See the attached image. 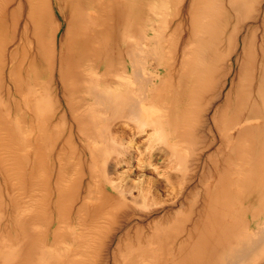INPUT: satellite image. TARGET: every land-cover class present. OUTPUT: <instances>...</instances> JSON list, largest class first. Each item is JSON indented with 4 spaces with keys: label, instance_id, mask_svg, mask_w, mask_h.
I'll return each instance as SVG.
<instances>
[{
    "label": "rangeland",
    "instance_id": "rangeland-1",
    "mask_svg": "<svg viewBox=\"0 0 264 264\" xmlns=\"http://www.w3.org/2000/svg\"><path fill=\"white\" fill-rule=\"evenodd\" d=\"M139 1L143 2L137 5V0L73 1L76 15L65 42L68 58L73 59L80 51L78 46L71 45L77 32L81 38L90 37L97 42L93 32L100 29L106 31L107 41L102 46L101 42L94 43L101 55L92 60L80 53L89 61L77 66L83 70L84 82L77 86L78 94L70 92L73 95L66 98L73 107H77L79 101V110L72 114L66 110L67 101L56 94L60 87L54 81L40 82L34 87L28 77H23L20 93L41 87L49 96L41 103L50 104V110L39 121L28 111H17L13 106V101L21 98L13 85H0V99L10 109L8 118L5 117L12 127L9 133L15 145L26 148L19 160L22 180L16 181V176L11 174L0 177V264H65L67 255L78 264H124L140 250L145 253L158 245L167 253L169 245L175 244L176 248L194 227L201 233L198 236L193 233L190 240L202 241L207 249L203 253L207 254L216 245L210 246L209 239L201 238L205 228L201 219L206 214L212 215L222 228L226 205L228 215L245 213L239 193L228 199L218 193L221 190L216 183L223 185L220 180L223 181L226 169L224 157L229 149L224 136L238 133L245 137L248 148L255 146L254 152H258V134L245 128L258 122L252 113L258 111L254 107L262 104L260 100L264 98V89L259 92L255 89L262 75L260 70L264 71L260 51H257L255 66L244 64L253 76L242 80L239 88L238 66L234 61L239 52L237 36L231 41L234 50L228 57L225 42L224 46L218 45L214 35L208 42L207 36L192 33V13L201 11L190 13L189 0ZM52 2L53 19L60 23L52 43L51 58L56 66L64 22L56 1ZM205 2L210 6L214 4L215 9L218 7L212 17L210 15L211 34L222 28L224 35H229L235 22L241 21L236 7H232L229 0H198L199 5L193 9L201 8ZM97 20L102 21L103 28L92 23ZM7 30L11 39V20ZM168 37H171V48L167 45ZM97 38L103 40V37ZM83 41L84 45L88 44L87 40ZM126 48L131 51L127 52ZM26 51L29 54L30 50ZM168 53H172V63L166 60ZM138 55L142 57L144 69L139 79L134 76ZM42 65H45L43 61ZM227 72L230 75L224 77ZM89 73L94 74L98 91L110 99H119L123 93L120 90L128 86L127 92L138 100L141 91L137 90L139 94L134 91L140 89V81L146 78H151L154 84L164 81L172 85L167 87L171 89L170 98L151 101L154 108L149 111L147 120L162 123L167 131L184 121L188 128L181 126L178 142L169 144L172 148H167L156 136L147 140L146 134L152 129L139 120L119 116V110L114 108L105 115L99 112L94 98L87 96ZM196 81L207 83V88H203L206 89L202 96L191 98L188 93ZM71 87L72 84L68 85V90ZM192 101L197 102L195 108L191 106ZM90 105L95 109L88 113ZM190 106L194 108L192 111ZM188 111L191 116L181 119ZM111 115L113 118L108 125L107 121H101ZM96 116L98 124L88 127L85 122L93 121ZM109 138L114 142H106ZM6 154L4 151L3 155ZM5 167L3 172H6ZM244 207L249 208L247 203ZM254 208L252 205L250 211ZM228 223L231 224V219ZM209 253L205 264H220L219 253L212 256ZM142 258L141 264H148L145 257ZM251 262L255 264L257 260L253 258Z\"/></svg>",
    "mask_w": 264,
    "mask_h": 264
},
{
    "label": "bare ground",
    "instance_id": "bare-ground-1",
    "mask_svg": "<svg viewBox=\"0 0 264 264\" xmlns=\"http://www.w3.org/2000/svg\"><path fill=\"white\" fill-rule=\"evenodd\" d=\"M55 1L57 3L59 15L64 22V29L59 40V54L58 57L56 56L58 64L56 66L55 61L51 58L52 50H54L52 43L53 36L56 31L58 32L60 23L57 21L55 22L53 19L52 0H0V85L4 83L13 85L15 92L19 97H21L18 101H13V106L17 111H28L29 115L33 118L35 117L39 121L41 117L46 116L47 111L50 110V104L48 105L46 101L45 104L41 103V101L48 99L49 96L44 89L42 90L41 87L38 90H34V88L31 87L26 93H20L21 88L19 85L22 83V78L28 77V79L32 81L34 87L39 86L40 82L47 83L48 81H54L56 85L60 87V90L56 94L62 100L67 101L69 94L73 95L70 92L78 94L79 91L77 86L80 85L81 82L82 84L84 82L83 70L77 69V66L89 63V61L85 59L86 57L87 59L92 60L93 58L101 55L100 49L97 50L94 43L101 42L100 46L106 45L107 43V41H105L106 31H100L99 29L93 32V38H95L94 40H97V42L90 40V37L81 38L80 33L77 32L71 45L78 46L80 51H78L79 53L73 57V59H69L68 52H65V42L67 41L68 33L71 31V27L73 25V18L76 15L72 6L75 3L73 2L74 0ZM189 1L190 13L201 11L200 14L194 15L192 13V27L190 26L192 28V33L195 32V34L207 36L208 42L212 39L211 35H214L218 45L222 44L224 46L225 42L228 48V54L226 53L227 56H230L233 53L234 48H232L233 45L231 41L233 40V37L236 40L237 36L239 52L234 61L238 66L236 77L240 88L242 80L246 77L253 76L251 74L252 71L250 72L246 70L244 64H252L255 66V63L258 60L257 51H260V60L264 63V7H261L264 0H229L231 2L230 5L232 7H236L237 10H235V12L239 14L241 21L238 22L237 20V22H235V27H233L229 35L225 34L226 36L224 35V29L222 28L218 29V33L211 34V26L213 25L211 22V14H214L218 7L215 9L213 7L214 4L213 6L212 4L210 6L208 2H205L201 5V8L193 9L195 5H199L197 3L198 0ZM142 2L143 1L137 0V5ZM67 3H69V5H67ZM232 7L230 9L231 12L234 11ZM218 11L220 12L219 14H221V10L218 9ZM9 20H11L12 26L11 39L8 36L9 32L7 30ZM92 23L100 24L98 26L102 27L101 20H97ZM75 28L78 29L79 25ZM97 32L99 34H97ZM258 32L260 33L259 35ZM195 34L194 36H196ZM32 36L34 37L33 41L30 40ZM97 36L103 37V40H100ZM170 38L171 37H168L167 40L168 48H171V43L169 41ZM83 40H87L88 44L84 45L85 41ZM127 48L126 50L129 52L130 49L128 50ZM28 49L30 52L29 54H26V50ZM167 51L168 49L166 50V53ZM20 53H22V55H20ZM80 53L87 56L82 57ZM132 54L134 55V52ZM171 54L172 53H168L166 55V60L169 61V63L173 62V56ZM75 58H78L77 61L69 63L70 61L75 60ZM82 58H84L83 63ZM141 58H137V66L134 67V76L137 78L143 75L144 69L142 68ZM42 61L46 65V68L45 65H42ZM262 69L264 70V67ZM228 71L231 72V70ZM206 72L208 73L209 71ZM253 72L256 71L253 70ZM260 72L262 75L258 77L259 84L258 87H255L256 92H259L260 89H264V86H262L264 85V71L260 70ZM93 75L94 74L89 73L87 96H92L94 98L99 112H102V114L105 115L106 111L113 110L111 108L118 109L120 113L119 116L132 117L152 129L150 133L146 134L147 140H149L152 136H156L161 143L163 142L167 145V148L171 141L178 142L181 126L185 127L187 122L184 121L175 125V128H170L167 131V128L162 123L160 125L157 121L149 122L147 120L150 113L149 111L154 108V102L151 101H158V98H160L161 101L165 98H170L172 95V93H170L171 89H168L167 87H171L172 85L164 81L154 84L151 78L148 80L146 78L144 81H140L141 87L137 85L140 89H136L134 91H141L140 96H138L139 101L135 99L136 97L134 98V96L129 94L130 91L127 92L128 86L123 87L120 90L123 93L118 96L119 99H110L106 96V94L101 93V90L98 91L95 83L96 78ZM229 75L230 74L227 72L224 77H228ZM70 84H72V87L68 90V85ZM121 85L123 86L122 83ZM150 85L151 88H149ZM204 87L207 88V83H202L201 81L194 82L192 89L188 93L189 96H191V98L202 96L204 90L206 89H203ZM139 92H137V94H139ZM56 94L53 95L57 97ZM132 97L135 101H132ZM226 101L229 103L228 100ZM260 101L262 104L254 107L255 110L258 111L252 113V117L257 118L258 122L255 121L251 126L245 128V130L258 134L260 143L257 153L254 152L255 146L250 148L247 147V143L243 140L245 139L244 136L240 137L238 133H235L231 137L224 136V143L227 142V149L229 150L228 154L224 157V167L226 168L224 170V178L223 181L220 180V184L223 185L216 183V185L220 187L218 190H221L218 193H223L228 199H230V196L234 193H239V198L241 199L244 208L243 211L245 213L238 214L234 217L228 215L229 209L228 205H226L224 207V216L222 217L225 224L222 228L217 226L215 222H217L218 219L215 221L213 219L214 216L212 215L210 216L206 214L201 219L202 222H205V228L202 230L203 232L201 238L209 239V245L213 246L212 244H214L216 245L214 246L216 248L211 249L210 253L209 251L207 254L205 252L203 253V251L207 250L204 248L206 245L202 241L196 242V238L195 240H190L193 233H195L196 236L201 233L198 232L197 227H194L192 231L189 230L187 232L185 241L179 242L176 248H174L175 244L169 245L167 253L164 254L162 247H159L158 245L156 248L145 251V253L144 250H140L139 254H135L132 258L126 260L124 264H141L140 261L142 256L143 258L145 257L148 264H205V257L208 256V253L209 256L217 255L219 253L218 260L220 261V264H253V262L250 263L253 258L257 260L255 264H264V109L262 108L264 107V98ZM196 104L197 102L192 101L191 106L194 105L195 108ZM76 105L77 107H73L70 106L68 101L65 102V108L71 114L81 108V103H79V101ZM191 106L189 108L192 111L194 108ZM94 109L95 106L90 105L87 112L89 113ZM66 110L65 112H67ZM188 112L189 114H182L181 119L185 120L188 115L191 116L192 113L190 111ZM8 114H10L9 106L4 105L0 99V168L2 169H0V177L2 178L3 175L6 177L11 174L14 177L16 176V181H21L23 174L20 172L19 160L23 151H26V148L23 150V145H15L13 142L14 139L9 133V128L12 127L9 125V121L5 119V117L8 118ZM112 118V115L110 118H106V116H104L101 121H103V123H106L107 121L106 124L108 125L110 121H112ZM75 120L76 119L74 118V121ZM85 124H88V127L91 124L95 127L98 124L97 116L93 121L85 122ZM187 128L188 126L185 127V129ZM243 128L244 127H240L239 129ZM239 132L243 133L244 131L239 130ZM102 138L105 140L106 137L104 136ZM110 140L114 142L111 138H109L106 142L111 143ZM27 142L28 141L26 139V146ZM169 148L172 147L169 146ZM252 148L253 152H251ZM4 151L7 153L6 155H3ZM173 152H175L174 148ZM23 156H26V154H23ZM25 158H27V156ZM231 158L232 161H230ZM5 165L6 172H3ZM244 203H247L249 208L245 209ZM95 204L99 206L97 201ZM252 205H254L255 208L250 211ZM93 206L94 204L92 203L90 207L93 208ZM107 216L108 215H105L104 217L107 218ZM92 219L94 221V215ZM229 219H231V224L228 223ZM235 219L236 223L233 224ZM213 240L218 241V243H215ZM69 257L70 256L67 255V263L65 262V264H78L77 261L74 262L69 259ZM250 258L252 259L250 260Z\"/></svg>",
    "mask_w": 264,
    "mask_h": 264
}]
</instances>
